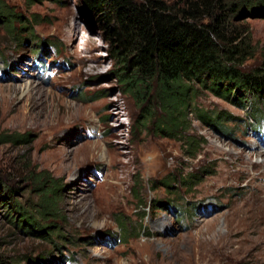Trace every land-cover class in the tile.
<instances>
[{
    "label": "rangeland",
    "instance_id": "374dc122",
    "mask_svg": "<svg viewBox=\"0 0 264 264\" xmlns=\"http://www.w3.org/2000/svg\"><path fill=\"white\" fill-rule=\"evenodd\" d=\"M2 1L35 16L12 31L0 20V132L28 135L0 146V181L15 190L0 196L2 264H264V158L256 153L264 112L254 121L198 92L191 107L234 120L214 127L188 114V133L202 141L189 159L177 139L138 124L142 110L113 76L105 29L81 0ZM240 25L252 36L254 66L264 58V18ZM31 171L56 180L59 239L11 223L14 209L40 203ZM199 172L189 188L172 180Z\"/></svg>",
    "mask_w": 264,
    "mask_h": 264
},
{
    "label": "trees",
    "instance_id": "16d2710c",
    "mask_svg": "<svg viewBox=\"0 0 264 264\" xmlns=\"http://www.w3.org/2000/svg\"><path fill=\"white\" fill-rule=\"evenodd\" d=\"M81 4L105 29L103 40L117 63L113 76L142 110L138 124H150L156 133L177 139L187 158H195L202 145L200 138L188 133V114L196 112L203 124L214 127L234 120L191 107L198 92L208 91L247 109L254 121L264 112V58L247 66L257 52L251 34L238 26L250 16L264 18V0H81ZM0 20L12 31L15 23L30 28L35 16L28 20L0 0ZM27 137L3 131L0 146L22 145ZM29 175L40 203L33 209H14L18 218L11 223L34 237L59 239L58 228L51 225L60 214L56 180L45 171ZM199 178L200 172L172 180L189 188ZM4 193L15 190L0 181V196ZM125 231L129 236V229Z\"/></svg>",
    "mask_w": 264,
    "mask_h": 264
},
{
    "label": "bare ground",
    "instance_id": "6f19581e",
    "mask_svg": "<svg viewBox=\"0 0 264 264\" xmlns=\"http://www.w3.org/2000/svg\"><path fill=\"white\" fill-rule=\"evenodd\" d=\"M87 38L85 37V36H82V42H84L85 40H86ZM116 107L117 108H121V105L120 104H118V105H116ZM120 111V110H119ZM120 113V112H119ZM256 153L258 154V156L260 157V158H264V150L263 149H257L256 150Z\"/></svg>",
    "mask_w": 264,
    "mask_h": 264
}]
</instances>
